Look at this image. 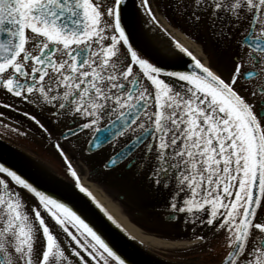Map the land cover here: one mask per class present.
<instances>
[{
    "label": "snow or ice",
    "instance_id": "snow-or-ice-1",
    "mask_svg": "<svg viewBox=\"0 0 264 264\" xmlns=\"http://www.w3.org/2000/svg\"><path fill=\"white\" fill-rule=\"evenodd\" d=\"M140 4L155 21L149 0ZM173 10L190 26L206 21L217 41L239 35L227 80L175 41L191 58L184 70L142 58L124 0H0V92L66 124L53 146L81 193L91 197L60 141L90 129L97 148L125 139L105 168L148 169L171 219L223 233L216 264H264V0H175ZM0 264L125 260L67 203L0 163Z\"/></svg>",
    "mask_w": 264,
    "mask_h": 264
},
{
    "label": "flooded vegetation",
    "instance_id": "flooded-vegetation-1",
    "mask_svg": "<svg viewBox=\"0 0 264 264\" xmlns=\"http://www.w3.org/2000/svg\"><path fill=\"white\" fill-rule=\"evenodd\" d=\"M140 1V0H139ZM141 5V4H140ZM145 10V9H142ZM124 10V16H125ZM126 17H124L125 19ZM240 39L238 34L233 35L231 41L223 42L224 46V58L222 63V70L218 74L222 78L228 79L229 75L233 71V56L237 51V41ZM226 45V46H225ZM142 58L147 59L143 54L144 52L138 51ZM247 70V69H245ZM245 93L241 92V95ZM0 102L10 103L14 106H18L16 111H13L9 108L0 107V113L3 114L0 117V138H3L5 141L15 144L21 149H24L26 152H29L34 157L46 160L47 164L53 166L48 161V158L61 159L62 157L58 154L56 148L53 146L56 142L57 137L61 131H64L66 124L54 125L51 122V118L47 115V112H40L37 108H34L30 105H26L18 99H13L8 95L0 92ZM29 112L37 117L49 129L52 133V138L49 140L48 136L41 132V130L35 125L32 121L28 120L25 116L22 115V112ZM108 124V120L105 119L100 122L97 127L103 129ZM7 125V127H5ZM12 129H17L18 131H13ZM24 133V134H20ZM95 129L87 130L79 135L77 138H73L67 141L61 140V146L65 151L67 157L76 159H84L86 162V171L87 178L92 180L94 184L99 186L102 189H108V182L111 186L114 187L113 192L116 189H122L123 192H119L116 195L117 202L122 204V207H127L130 213L125 215L126 219L136 227L142 234L147 236H156L160 238H172V239H189L191 237L178 236V237H169L166 234L167 231L172 230L175 227H178V222L182 218V214L178 219H171L172 213L167 207V199L169 193L162 192L153 188L152 184L148 181V169H145L143 172L137 174L135 167L131 171L125 169L124 163H120L118 166L113 167L112 169H105L104 165L106 161L114 155L115 152H118L121 147H123L127 140L125 139H114L108 145L102 147L94 153L87 154L86 149L90 140L93 138ZM25 143H29L27 145ZM37 143H48L49 147H52L54 150H45L41 148ZM23 144V145H21ZM115 145V148H113ZM40 148V149H38ZM55 153V154H53ZM58 170H63L56 168ZM64 171L68 170L64 167ZM128 178V179H127ZM136 182V183H133ZM134 184L130 191H134L131 197L132 200H135L137 197L141 202V205L136 208L134 206H128L124 202L128 199L127 197V188ZM116 188V189H115ZM126 203V204H125ZM124 213V212H123ZM178 224V225H177ZM177 225V226H175ZM199 228L200 226L197 225ZM202 231L205 232L201 235H195L193 238V243L196 244L193 250L185 251L182 253L174 254L173 257H177L178 261H194L201 264H216L220 259V256L223 255L224 250L222 248L223 243V233L219 235H213V229L209 228L207 225L201 227ZM197 236L205 237L206 243H202L197 240ZM192 240V239H191ZM212 249L210 253L208 250ZM163 254V253H162Z\"/></svg>",
    "mask_w": 264,
    "mask_h": 264
},
{
    "label": "water",
    "instance_id": "water-1",
    "mask_svg": "<svg viewBox=\"0 0 264 264\" xmlns=\"http://www.w3.org/2000/svg\"><path fill=\"white\" fill-rule=\"evenodd\" d=\"M131 1L132 0H124V9L128 7ZM168 46L177 52V58L169 62H162L157 59L154 61L166 71L184 70V67L191 63V58L180 53L172 44ZM91 146L95 147L92 143ZM91 146H89V148ZM88 151L91 150L88 149ZM0 163L16 170L18 174H21L22 177L26 178L39 190L67 203L73 210L81 215V217L85 219V221L89 223L111 247H113V249L125 260V264H168V262L157 259L152 254L144 251L124 235L117 225L113 223V220L108 219L109 215H105L106 212L104 210L101 211V207L98 208L96 206L97 202L95 201L94 203L92 197L81 193L75 185L61 180L43 165L1 140Z\"/></svg>",
    "mask_w": 264,
    "mask_h": 264
},
{
    "label": "rangeland",
    "instance_id": "rangeland-1",
    "mask_svg": "<svg viewBox=\"0 0 264 264\" xmlns=\"http://www.w3.org/2000/svg\"><path fill=\"white\" fill-rule=\"evenodd\" d=\"M175 0H149V3L152 4L156 10V12H158L160 15L163 16V18L175 29H179L180 31H182L183 33H185L189 39L191 41H193L198 48L201 50L200 56H197V58L204 62L206 64V66H210L212 69L215 67L219 72L222 70V63H223V58H224V46H223V42L217 41L216 39H214L213 35L211 34L208 26H207V22L206 21H202L201 24L199 25H195V26H190L189 24H187L183 18H181L180 16H178L175 11L173 10V4H174ZM151 5V6H152ZM152 6V8H153ZM223 52V53H222ZM27 145H30L29 143H25ZM41 148L45 149V150H53L52 147H49L48 143H37ZM23 145V144H21ZM40 149V148H38ZM54 151V150H53ZM52 152V151H51ZM55 154V153H53ZM56 155V154H55ZM76 159L71 158V160L77 165L79 162L83 163L84 165H86V162L84 159H79L77 157H75ZM54 159V158H53ZM57 163H61L60 159H58V157L56 159H54ZM63 160V159H62ZM51 161V160H50ZM49 162V161H48ZM52 162V161H51ZM50 163V162H49ZM53 163V162H52ZM51 164V163H50ZM55 165H57L56 163H53ZM80 164V163H79ZM78 164V165H79ZM88 181V183H90V179L86 178ZM128 179V178H127ZM92 182V181H91ZM133 183H136L133 181ZM96 185V184H95ZM112 183L110 184V182H108V189H102L99 186L98 189L100 188L101 192L105 195V197L115 206L117 207V209L123 214L126 215L127 213H130L127 207H122L121 203H118L116 200V195L119 192H123V190L121 189H116L115 192H113L112 190L114 189L113 186H111ZM134 188V184H131L128 188H127V197L128 199L124 202H126L125 204L128 205L129 207L132 205L136 208H139L138 206L141 205V202H136L139 201L138 197L135 200H132L131 197L134 193V191H130L131 188ZM124 193V192H123ZM26 199H28L30 202L31 198L26 196ZM124 212V213H123ZM180 222L178 227L173 228L172 230L167 231L168 234H166L169 237H178V236H186V237H191L189 238L193 240V238L195 239L196 237H194L195 235H201L202 233L205 234L204 231H202L201 227H197L192 225L191 223L186 224L185 223V218L184 215L182 216V218L178 221ZM175 225V226H177ZM164 239H172V238H165ZM187 240V238H185ZM196 245H193L192 247H189L188 249H170L167 250L166 252H168V254L172 255V253L177 254V253H182L183 250H193L195 248ZM148 249V248H147ZM151 252L158 254L155 250H153L152 248L149 249ZM158 250V249H156ZM161 251V250H158ZM169 255V256H170Z\"/></svg>",
    "mask_w": 264,
    "mask_h": 264
},
{
    "label": "bare ground",
    "instance_id": "bare-ground-1",
    "mask_svg": "<svg viewBox=\"0 0 264 264\" xmlns=\"http://www.w3.org/2000/svg\"><path fill=\"white\" fill-rule=\"evenodd\" d=\"M156 20L163 27V29L168 33L169 37L175 41L180 43L183 47L187 48L192 55L195 57L200 56L201 50L198 46L188 39L185 35H183L177 29L171 27L164 21L162 17L156 16ZM145 38L150 39L154 45L158 47V50L161 52L162 57L166 58H177V52H175L172 48H170L166 42H168L165 38H162L160 35L152 32V31H142L141 32ZM162 42H161V41ZM166 40V41H165ZM146 41V40H145ZM81 185L85 187L88 192L91 193V196L94 200L105 210V212L112 217L113 221H115L116 225H119V228L133 241L142 244L143 246L159 249V250H168L174 248H185L190 245L189 242L182 241H164L157 239L155 237L147 236L142 234L136 227H134L126 217L115 207L106 197L105 195L96 188L93 184L88 183L85 179L81 181Z\"/></svg>",
    "mask_w": 264,
    "mask_h": 264
}]
</instances>
